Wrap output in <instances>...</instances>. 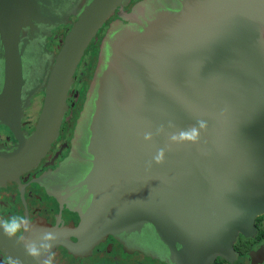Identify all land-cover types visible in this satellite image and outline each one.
I'll list each match as a JSON object with an SVG mask.
<instances>
[{
	"label": "water",
	"instance_id": "obj_1",
	"mask_svg": "<svg viewBox=\"0 0 264 264\" xmlns=\"http://www.w3.org/2000/svg\"><path fill=\"white\" fill-rule=\"evenodd\" d=\"M130 1L78 4L51 66L40 129L25 154L0 158V165L39 159L58 136L76 68L116 13L82 113L90 115L89 227L96 220L124 229L147 221L176 238L248 233L264 214V1L183 0L180 10L144 19L136 6L125 10ZM40 13L36 0H0V37L9 56L21 29L43 20ZM4 65L6 79L23 82L20 58ZM200 120L207 127L198 143L170 141ZM161 148L165 160L157 164ZM0 247L15 261L41 264L22 241L0 238Z\"/></svg>",
	"mask_w": 264,
	"mask_h": 264
},
{
	"label": "flooded vegetation",
	"instance_id": "obj_2",
	"mask_svg": "<svg viewBox=\"0 0 264 264\" xmlns=\"http://www.w3.org/2000/svg\"><path fill=\"white\" fill-rule=\"evenodd\" d=\"M74 1L36 0L39 18L44 21L35 20L34 27L21 29L17 51L11 56L0 37V158L25 154L40 129L51 66L82 0ZM133 6L136 17L144 19L157 10H180L183 0H131L125 10L130 12ZM55 16L62 20L59 25ZM116 19L115 13L87 47L66 94L58 136L44 154L32 162L6 164V170L0 165V221L11 215L29 218L33 230L24 234L26 240H38L41 229L54 231L53 264H264V214L256 217L255 228L248 233L240 231L231 240L225 230L210 238H176L160 233L147 221L140 228L124 229L121 223L108 222L103 226L98 220L89 227L93 211L88 182L92 169L87 149L90 115L85 112L82 118V113L90 87L88 69L95 67V72L97 63L94 67L89 63L88 53L94 48L97 59L108 24ZM17 58L21 60L22 83L11 82L10 75L5 77V59ZM83 80L87 85L80 89ZM9 169L19 171L12 174ZM0 238L12 240L2 233ZM14 262L0 247V264ZM20 264L30 263L20 257Z\"/></svg>",
	"mask_w": 264,
	"mask_h": 264
},
{
	"label": "clouds",
	"instance_id": "obj_3",
	"mask_svg": "<svg viewBox=\"0 0 264 264\" xmlns=\"http://www.w3.org/2000/svg\"><path fill=\"white\" fill-rule=\"evenodd\" d=\"M207 124L205 121H198L197 125L189 129H182L174 132L169 136L173 143H198L202 129H206ZM144 139L147 141L152 140V133H146ZM157 164H162L165 160V150L158 149L153 157ZM0 229L3 230L5 236L9 239H16L24 243V248L27 255L40 260L41 264H53L52 248L54 247L57 236L54 231L50 229H41L42 235L38 240H26L24 234L33 230L32 222L24 215H11L9 218L0 221ZM14 264H20L15 261Z\"/></svg>",
	"mask_w": 264,
	"mask_h": 264
},
{
	"label": "rangeland",
	"instance_id": "obj_4",
	"mask_svg": "<svg viewBox=\"0 0 264 264\" xmlns=\"http://www.w3.org/2000/svg\"><path fill=\"white\" fill-rule=\"evenodd\" d=\"M118 10H116V12H117ZM115 14V13H114ZM104 27V26H103ZM103 27H101L100 28V30L103 28ZM99 30V31H100ZM98 31V32H99ZM97 35H98V33H97ZM97 35H96V37H97ZM94 40V39H93ZM93 42V41H92ZM100 46H101V44H100ZM100 48V47H99ZM87 50V49H86ZM96 52L98 53V51L96 50ZM87 53H88V51H87ZM89 55H88V61H89V63L90 64H92V66L94 67V65H96V63H97V66H98V64H99V60H100V51H99V55H98V57H97V59H96V54H94V48H91L90 49V51H89V53H88ZM86 55V54H85ZM95 68V67H94ZM94 68L92 69V70H90V69H88V77H87V79H90V81H89V86H90V88H91V84H92V82L93 81H91V76H93V72H94ZM96 69H97V67H96ZM96 69H95V72H96ZM95 72H94V74H95ZM94 77V76H93ZM93 79V78H92ZM84 85H87V84H85L84 83V80H83V82H81V84H80V89L84 86ZM121 255L122 256H124V257H127L124 253H121ZM128 258V257H127Z\"/></svg>",
	"mask_w": 264,
	"mask_h": 264
}]
</instances>
